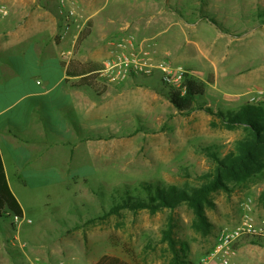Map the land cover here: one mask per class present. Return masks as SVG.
<instances>
[{"label": "rangeland", "instance_id": "rangeland-1", "mask_svg": "<svg viewBox=\"0 0 264 264\" xmlns=\"http://www.w3.org/2000/svg\"><path fill=\"white\" fill-rule=\"evenodd\" d=\"M36 1L47 2L60 15L61 0ZM65 5L68 11L62 16L84 28L91 21L88 35L77 43L75 51L86 59L89 70H97L111 59L118 44L128 45L127 38H136L129 27L135 25L137 15L144 19L162 11L186 22L214 15L227 32L215 45L225 47L229 57L215 67L194 66L197 79L213 76L201 102L227 112L254 104L249 99L264 93V0H65ZM110 27L116 33L112 30L111 35L103 36ZM149 77L136 80L159 91L163 101L141 100L114 107L108 118L102 115L94 122V137H118L113 136L106 148H96L87 186L36 191L33 199L24 203L25 220L30 223L13 224L12 218L0 216V264H97L102 256L126 264H198L214 251L219 231L236 227L247 208L254 225L264 232V172L244 183L227 181L224 189L210 194V205L205 206L210 226L206 233L195 227L196 217L187 205L155 213L122 209L108 215L113 201L120 198L116 189L134 193L142 182L180 188L200 185L215 163L204 149L210 148L223 159L234 152L235 142L246 136L242 128H225L219 117L199 110L182 116L167 99L173 89L164 86L158 72ZM93 87L101 91L105 86L94 82ZM262 101L264 97L258 103ZM84 199L89 202L82 203ZM253 240L259 244L254 245ZM21 243L26 245L22 248ZM233 249L229 264H264V236L241 239ZM207 264L221 263L214 258Z\"/></svg>", "mask_w": 264, "mask_h": 264}, {"label": "crops", "instance_id": "crops-1", "mask_svg": "<svg viewBox=\"0 0 264 264\" xmlns=\"http://www.w3.org/2000/svg\"><path fill=\"white\" fill-rule=\"evenodd\" d=\"M0 4L9 11L0 22V158L25 220L24 203L36 191L91 182L96 148H106L113 136L118 137H94L95 121L102 115L108 118L114 107L162 97L155 88L141 86L137 78L102 87L100 95L95 87L79 85L78 73L85 69L86 59L75 51L84 25L58 16L47 2L0 0ZM201 16L186 22L161 11L144 19L137 15L135 25L128 27L136 32V41L153 52L156 62L181 66L196 78L194 66L215 67L229 57L225 47L215 45L227 33L220 21L214 15ZM114 29H105L103 36L116 33ZM199 79L207 83V77ZM22 244L23 248L26 244ZM8 250L6 244V254Z\"/></svg>", "mask_w": 264, "mask_h": 264}, {"label": "trees", "instance_id": "trees-1", "mask_svg": "<svg viewBox=\"0 0 264 264\" xmlns=\"http://www.w3.org/2000/svg\"><path fill=\"white\" fill-rule=\"evenodd\" d=\"M88 28H91V21L87 22L86 28L80 33L77 43H80L88 35ZM71 67L75 63L70 62ZM95 70L88 68L81 69L78 76L82 77L79 85L93 89V76ZM207 83L213 84V76L209 75ZM207 83L197 78L188 76L185 80V93L179 90L167 94V99L182 116L194 111H201L213 117H219L225 128H242L246 136L237 140L234 145V152H230L223 159H219L216 153L210 148L204 152L213 158V171L202 177V183L196 187L177 186L161 187L151 184L140 183L138 190L134 193L129 189H116L115 194L119 195V201L114 200L113 206L108 215L118 214L122 209L128 211H149L155 213L162 210H174L179 205H187L193 210L196 217L195 227L198 231L208 232L209 224L205 214V206H209L210 194L216 190L225 188L227 181L237 183L246 182L251 176L264 172V101L254 104H245L236 110L227 112L215 111L201 102L204 98ZM97 95H100L96 91ZM1 157V155H0ZM0 158V216L22 218V208L14 198L9 188ZM170 234H167L169 238ZM254 245L258 241H252ZM97 264H126L115 257L102 256Z\"/></svg>", "mask_w": 264, "mask_h": 264}, {"label": "built area", "instance_id": "built-area-1", "mask_svg": "<svg viewBox=\"0 0 264 264\" xmlns=\"http://www.w3.org/2000/svg\"><path fill=\"white\" fill-rule=\"evenodd\" d=\"M132 3L150 2L153 0H125ZM67 12L68 8L65 5V0H61V8L59 9L60 15L63 12ZM72 13V11H70ZM9 15V11L6 5L0 4V22L5 20ZM125 44H118V50L116 54L107 59L103 66L95 70L92 76L95 78L94 82L99 86H119L128 82L132 78L140 76H152L158 72L161 76V82L169 89L179 90L181 94L185 93L184 83L189 74L181 66L172 67L165 62H156L154 60L153 52L144 46V44L138 43L135 38H127ZM264 97L263 92L257 93V95L249 99L250 103L258 102ZM247 208V206H246ZM248 213H245L240 223L233 228H222L216 238V245L214 251L207 257L202 258L198 264H207L211 259L216 258L221 264H229L230 258L234 255L233 245L239 240L247 237H263V229L257 228L254 225L253 217ZM13 224L19 222H29L19 217H12ZM23 246L25 243L22 244ZM32 264H40L35 262ZM65 264V263H59Z\"/></svg>", "mask_w": 264, "mask_h": 264}]
</instances>
